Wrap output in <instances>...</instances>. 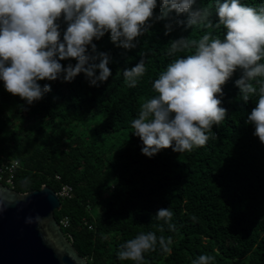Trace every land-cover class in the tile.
<instances>
[{
	"label": "trees",
	"instance_id": "1",
	"mask_svg": "<svg viewBox=\"0 0 264 264\" xmlns=\"http://www.w3.org/2000/svg\"><path fill=\"white\" fill-rule=\"evenodd\" d=\"M241 3L264 6V0ZM215 4L197 0L194 7L210 8L215 20ZM154 11L158 14L159 8ZM167 22L156 21L132 50L117 47L110 33L94 40L97 50L111 57L112 75L98 87L90 86L83 73L72 82L40 81L41 86L49 83L51 91L27 105L0 81V168L18 163L11 189L21 194L42 186L55 193L63 185L72 188V197L60 201L54 217L58 223L68 219L69 228L62 232L88 264H135L118 259L117 253L142 232L172 241L171 254L157 244L156 251L145 253V264H192L201 254L213 256V264H264V144L253 135L254 125L245 123L258 98L240 99L235 85L239 71L221 86V106L228 116L213 128L218 139L190 153L167 148L149 158L133 134L131 121L157 95L153 81L173 59L195 51L169 56V41L180 36L198 40L205 32L220 38L225 34L223 27L185 30L174 25L166 36ZM142 56L147 71L130 88L123 69ZM61 63L67 67L76 60ZM0 183L6 186L5 178ZM168 207L174 231L155 217L158 209Z\"/></svg>",
	"mask_w": 264,
	"mask_h": 264
},
{
	"label": "clouds",
	"instance_id": "2",
	"mask_svg": "<svg viewBox=\"0 0 264 264\" xmlns=\"http://www.w3.org/2000/svg\"><path fill=\"white\" fill-rule=\"evenodd\" d=\"M196 3L197 0H159V4L158 0H0V81L8 93L33 105L51 91L49 83L41 86L40 81L72 82L81 73L90 86L98 87L107 81L112 75L108 67L111 57L99 52L93 42L106 33L117 47L132 50L156 21H168L164 25L166 36L174 31V25L185 30L198 25L207 29L223 27V38L205 32L198 40L180 36L169 41V56L193 48L195 51L173 59L153 81L157 95L146 100L131 121L133 134L140 138L141 152L149 158L167 148L190 153L206 146L210 139H218L213 128L228 116V110L221 106V86L239 71L235 85L240 99L247 103L251 97L258 98L245 123L254 125L253 135L264 144V6L257 9L241 0H216L213 20V11L194 7ZM157 8L158 14L154 11ZM181 15L186 20L180 19ZM69 59H75L76 64L65 67L61 61ZM146 71L143 56L133 67L123 69L128 87H136ZM173 215L168 207L158 209L155 217L174 231ZM160 231H164L163 226ZM171 243L170 237L142 232L120 245L117 256L145 264V253L156 251L157 244L163 253L171 254ZM213 261V256L201 254L192 264Z\"/></svg>",
	"mask_w": 264,
	"mask_h": 264
},
{
	"label": "water",
	"instance_id": "3",
	"mask_svg": "<svg viewBox=\"0 0 264 264\" xmlns=\"http://www.w3.org/2000/svg\"><path fill=\"white\" fill-rule=\"evenodd\" d=\"M60 209L48 186L21 194L0 183V264H88L55 219Z\"/></svg>",
	"mask_w": 264,
	"mask_h": 264
},
{
	"label": "built area",
	"instance_id": "4",
	"mask_svg": "<svg viewBox=\"0 0 264 264\" xmlns=\"http://www.w3.org/2000/svg\"><path fill=\"white\" fill-rule=\"evenodd\" d=\"M18 163L17 162H11V163H6L0 168V181L4 180L5 178V183L8 188H12L13 186V181H14V172L18 168ZM56 180H59V177H55ZM72 188L68 185H63L59 191L56 193L58 198L61 200H67L72 197ZM59 226L61 230H67L69 228V221L67 218H64L61 220L59 223ZM69 241H71L70 235L65 236Z\"/></svg>",
	"mask_w": 264,
	"mask_h": 264
},
{
	"label": "rangeland",
	"instance_id": "5",
	"mask_svg": "<svg viewBox=\"0 0 264 264\" xmlns=\"http://www.w3.org/2000/svg\"><path fill=\"white\" fill-rule=\"evenodd\" d=\"M28 124H29L28 122L23 123L24 126H27Z\"/></svg>",
	"mask_w": 264,
	"mask_h": 264
},
{
	"label": "bare ground",
	"instance_id": "6",
	"mask_svg": "<svg viewBox=\"0 0 264 264\" xmlns=\"http://www.w3.org/2000/svg\"><path fill=\"white\" fill-rule=\"evenodd\" d=\"M71 242V241H70Z\"/></svg>",
	"mask_w": 264,
	"mask_h": 264
}]
</instances>
